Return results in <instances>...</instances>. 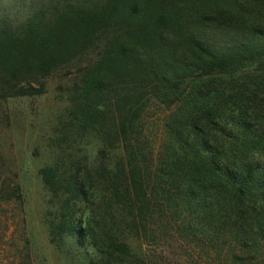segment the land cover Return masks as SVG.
<instances>
[{"label":"trees","instance_id":"16d2710c","mask_svg":"<svg viewBox=\"0 0 264 264\" xmlns=\"http://www.w3.org/2000/svg\"><path fill=\"white\" fill-rule=\"evenodd\" d=\"M73 67L39 170L63 264H264V0H0V101Z\"/></svg>","mask_w":264,"mask_h":264},{"label":"rangeland","instance_id":"374dc122","mask_svg":"<svg viewBox=\"0 0 264 264\" xmlns=\"http://www.w3.org/2000/svg\"><path fill=\"white\" fill-rule=\"evenodd\" d=\"M69 71L71 74L64 70L47 78L46 91L40 96L0 101V179L18 182L23 193L22 202H0V264H63L48 241L42 220L45 190L39 170L52 159L47 145L56 138L55 119L66 105L65 94L75 68ZM166 113L161 107L148 110L144 118L148 130L158 134ZM143 247L150 249L155 264L218 262L196 248H178L175 243Z\"/></svg>","mask_w":264,"mask_h":264}]
</instances>
